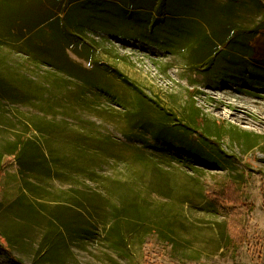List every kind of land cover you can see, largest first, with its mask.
Wrapping results in <instances>:
<instances>
[{
    "label": "rangeland",
    "instance_id": "obj_1",
    "mask_svg": "<svg viewBox=\"0 0 264 264\" xmlns=\"http://www.w3.org/2000/svg\"><path fill=\"white\" fill-rule=\"evenodd\" d=\"M70 1L0 0V264H264V0Z\"/></svg>",
    "mask_w": 264,
    "mask_h": 264
},
{
    "label": "trees",
    "instance_id": "obj_2",
    "mask_svg": "<svg viewBox=\"0 0 264 264\" xmlns=\"http://www.w3.org/2000/svg\"><path fill=\"white\" fill-rule=\"evenodd\" d=\"M74 0H71L69 3L72 4ZM52 19V16L49 17ZM86 19V18H85ZM88 19V18H87ZM264 31V25L258 30L252 31L251 33H238L234 34V38H230L231 44L230 48L234 49L237 48L239 50L248 52L250 48L248 47V35H253L255 33L261 34ZM224 52L226 51L223 49ZM264 61V59L262 60ZM198 114L200 112L197 110ZM186 126H179V128L175 129L173 127H170L169 124H166L165 126H161L160 130L156 133L154 136L157 139H161L162 137H168L169 139H173L176 141H181L183 138L188 137V128L186 129ZM245 134H248L247 132ZM187 149L192 153L193 155H197L199 157L207 158L205 155L204 147L201 145V143L196 141L195 139H190L187 141ZM207 197H209V200L213 202V204L223 211H226V221L227 225L229 227L228 229V235L229 238L232 239L235 244H242L245 240H247V230L244 227V225L241 223V220L237 218V211L236 209L242 205V196L239 192V187L237 182L230 180L224 182V185L220 189V191H210L207 193ZM246 202H244V205Z\"/></svg>",
    "mask_w": 264,
    "mask_h": 264
}]
</instances>
